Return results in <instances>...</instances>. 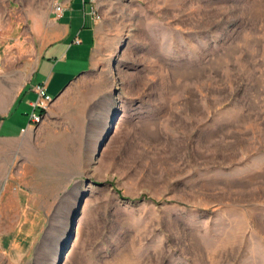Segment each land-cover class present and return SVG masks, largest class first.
I'll list each match as a JSON object with an SVG mask.
<instances>
[{"label":"rangeland","instance_id":"rangeland-1","mask_svg":"<svg viewBox=\"0 0 264 264\" xmlns=\"http://www.w3.org/2000/svg\"><path fill=\"white\" fill-rule=\"evenodd\" d=\"M55 4L0 0V104ZM97 6L96 67L67 115L29 123L38 169L21 173V138L0 140V192L46 212L25 254L0 227V264H60L78 211L62 264H264V0Z\"/></svg>","mask_w":264,"mask_h":264},{"label":"crops","instance_id":"crops-1","mask_svg":"<svg viewBox=\"0 0 264 264\" xmlns=\"http://www.w3.org/2000/svg\"><path fill=\"white\" fill-rule=\"evenodd\" d=\"M86 2L90 0H56L55 5L61 4L65 9L63 15H57L54 5L51 14L37 24V54L26 58L30 61L23 72L26 78L19 79L12 95L0 104V140L21 138L20 152L30 159H23V175L38 169L40 159L39 143L25 140L40 128L37 125L29 127V113L39 97L35 87L44 85L54 98L55 103L49 107L46 119L54 121L67 115L72 105L71 96L87 81L85 76L96 67L100 21L87 16ZM98 96L99 92H94L93 103L99 100ZM78 125L82 127L88 123L82 120ZM33 197L22 188L13 190L10 182L0 192V224L5 225L0 227L19 232L13 245L24 254L34 246L46 226L45 209L39 208ZM13 215L19 216L18 222L12 218ZM13 237L10 236L11 239Z\"/></svg>","mask_w":264,"mask_h":264},{"label":"built area","instance_id":"built-area-1","mask_svg":"<svg viewBox=\"0 0 264 264\" xmlns=\"http://www.w3.org/2000/svg\"><path fill=\"white\" fill-rule=\"evenodd\" d=\"M98 1L99 0H90L89 3L86 2L85 8L88 17L100 21L102 15L100 13V9L97 6ZM55 9L58 16H62L65 10L61 4L55 5ZM35 88L38 92L39 97L36 100L37 102L34 104V109L31 113L32 115H31L30 123L41 124L44 120V117L41 116V114H38L37 110L39 112H42V109L48 108L50 105H52L55 102V100L44 85H39L36 86Z\"/></svg>","mask_w":264,"mask_h":264},{"label":"water","instance_id":"water-1","mask_svg":"<svg viewBox=\"0 0 264 264\" xmlns=\"http://www.w3.org/2000/svg\"><path fill=\"white\" fill-rule=\"evenodd\" d=\"M119 116H120V113L119 114H117L116 113V115H115V117H114V120H112V123L114 124V122L116 121V120H118V118H119ZM87 195H84V197H83V199H81V203H82V201L84 200V198L86 197ZM83 204V203H82ZM79 212V211H78ZM78 212H75V214H74V218L72 219V222H71V225H70V232H69V234H68V238H66V240L64 241V244L62 245V247H61V251L59 252V256H60V260H59V262H60V264H62V262H63V260H64V253L66 252V251H68V249H70L71 248V245H72V241H73V238L75 237V225L77 224V220H78Z\"/></svg>","mask_w":264,"mask_h":264}]
</instances>
